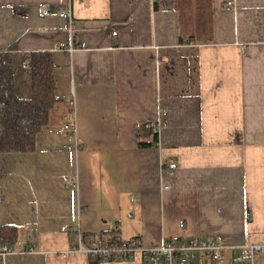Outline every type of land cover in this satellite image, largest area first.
Here are the masks:
<instances>
[{
    "label": "crops",
    "instance_id": "obj_1",
    "mask_svg": "<svg viewBox=\"0 0 264 264\" xmlns=\"http://www.w3.org/2000/svg\"><path fill=\"white\" fill-rule=\"evenodd\" d=\"M65 6L0 0L16 92L29 94L27 54L50 50L57 96L34 151L0 153V225L16 226L19 243L0 264H89L70 252L78 230L85 244L264 243V0H71L86 43L71 55L56 48L69 36ZM160 110L158 145L139 146ZM170 160L177 170L161 178Z\"/></svg>",
    "mask_w": 264,
    "mask_h": 264
},
{
    "label": "built area",
    "instance_id": "obj_2",
    "mask_svg": "<svg viewBox=\"0 0 264 264\" xmlns=\"http://www.w3.org/2000/svg\"><path fill=\"white\" fill-rule=\"evenodd\" d=\"M66 6L60 8L57 13L60 17L68 18V39L59 42L56 48L66 54L71 55L77 48L86 46L85 33L77 31V26L73 20L71 12V0H62ZM156 1V0H155ZM161 1V0H160ZM233 5V1H229ZM39 13L46 16L50 13L47 3L39 6ZM113 35L116 34L114 30ZM244 49V47L242 46ZM242 49V51H243ZM160 110L156 118L149 121L148 128L152 136L158 134L164 123L165 112ZM62 130L75 134V126L65 123ZM157 141L155 146H157ZM178 162L170 160L165 165H160V177L173 176L177 170ZM77 183V178H69L68 184ZM172 186L162 184L161 191L169 190ZM183 227L184 224L179 225ZM68 228V224L64 225ZM118 227H115L117 230ZM115 236V235H114ZM19 245L17 242L15 244ZM17 252L15 247H10L6 243L0 242V256ZM23 252H32L31 248ZM70 252L92 256L102 261L128 260L136 253L141 256V264H251L254 258L264 254V243H252L243 238L237 243H228L214 238H204L198 236L181 237L179 239H164L157 246H145L139 239L123 240L119 236L105 238L100 235L94 236L88 244L83 242L82 232L77 231V243L70 248Z\"/></svg>",
    "mask_w": 264,
    "mask_h": 264
},
{
    "label": "trees",
    "instance_id": "obj_3",
    "mask_svg": "<svg viewBox=\"0 0 264 264\" xmlns=\"http://www.w3.org/2000/svg\"><path fill=\"white\" fill-rule=\"evenodd\" d=\"M16 41L0 51V153L31 152L35 149L36 134L46 128L51 108L57 101L54 61L50 50H36L27 54L25 65L29 77V94L16 92L13 52ZM151 142H138L145 147ZM103 236L102 234H99ZM109 236L107 238H114ZM18 239V228L0 225V242L14 247ZM102 260L89 256V264Z\"/></svg>",
    "mask_w": 264,
    "mask_h": 264
}]
</instances>
